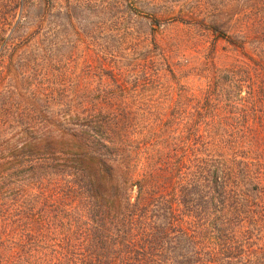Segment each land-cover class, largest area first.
Segmentation results:
<instances>
[{
	"label": "trees",
	"instance_id": "16d2710c",
	"mask_svg": "<svg viewBox=\"0 0 264 264\" xmlns=\"http://www.w3.org/2000/svg\"><path fill=\"white\" fill-rule=\"evenodd\" d=\"M244 1L190 23L213 37L198 65L143 57L144 87L164 67L175 80L157 106L123 102L115 72L114 89L76 94L58 71L13 103L0 50V264H264V100L227 96H264V0ZM21 8L0 0V37ZM188 67L200 93L179 83Z\"/></svg>",
	"mask_w": 264,
	"mask_h": 264
},
{
	"label": "rangeland",
	"instance_id": "374dc122",
	"mask_svg": "<svg viewBox=\"0 0 264 264\" xmlns=\"http://www.w3.org/2000/svg\"><path fill=\"white\" fill-rule=\"evenodd\" d=\"M19 1L22 8L7 21L5 34L0 37L3 92L13 103L32 105L33 91L37 88L45 95L47 81L58 71L64 74V87L76 94L95 90L99 85L101 89H114L110 73L115 72L120 82L127 84L123 102L157 106L163 101L161 82L172 87L175 80L164 67L155 73L159 81L144 87L140 81L143 57L149 54L155 62L168 58L169 69L174 72L183 59L198 65L213 37L190 23H209L214 10L226 9L230 1L232 7L238 8L244 0ZM216 59L220 64L231 61V54L221 40L216 42ZM189 67L179 83L200 93L204 81L188 72ZM97 73L104 75L102 81ZM259 95L257 90L243 87L229 91L227 96L241 98L238 108L245 109L264 100ZM227 111L232 110L227 108L225 118L230 116ZM254 134L264 144V129L258 125ZM58 219L56 223L64 221ZM60 231L57 229L55 233ZM13 237V241L22 238L20 234ZM3 241L0 238V246ZM21 242L25 244V237Z\"/></svg>",
	"mask_w": 264,
	"mask_h": 264
}]
</instances>
